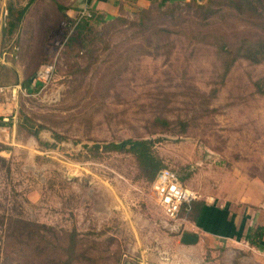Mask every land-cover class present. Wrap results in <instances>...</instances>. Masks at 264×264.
Masks as SVG:
<instances>
[{
	"label": "rangeland",
	"instance_id": "1",
	"mask_svg": "<svg viewBox=\"0 0 264 264\" xmlns=\"http://www.w3.org/2000/svg\"><path fill=\"white\" fill-rule=\"evenodd\" d=\"M44 1L52 28L41 64L0 106V264H39L64 243L80 264H264V236L247 240L264 226V59L238 58L225 70L213 46L183 30L211 26L229 37L258 28L224 9L204 25L189 0H156L144 18L136 6L92 16L83 43L66 42L78 29L56 3L72 0L31 2ZM177 3L174 16L162 13ZM5 6L0 0V28ZM161 27L165 45L156 47ZM47 63L50 77L35 79ZM127 137L151 138L163 166L196 191L177 220L162 212L134 154L115 146ZM202 202L237 214L239 228L184 244ZM22 229L32 237L23 256L14 246Z\"/></svg>",
	"mask_w": 264,
	"mask_h": 264
},
{
	"label": "trees",
	"instance_id": "2",
	"mask_svg": "<svg viewBox=\"0 0 264 264\" xmlns=\"http://www.w3.org/2000/svg\"><path fill=\"white\" fill-rule=\"evenodd\" d=\"M23 1L26 2L23 3ZM31 1L32 0H6V13L0 28L1 48H5L7 45H10L9 43L14 40L15 35L20 28L22 18L24 17ZM183 4L186 5V9L191 10L192 15L202 16L207 19V22H205L204 25L211 22L208 20L210 17H214L218 11L220 12L224 9L226 10L227 15L231 14L240 21L247 23L249 26L258 28L256 30L254 29L255 31H235L229 37L224 32L211 26H206L204 28L194 27L186 30L183 29L186 37L189 39L213 46L216 52L221 56L222 62L225 63V70H228L238 58H246L252 62H259L264 59V0H206L204 2L199 0H189ZM56 5L61 11L65 8V6L61 3L57 2ZM158 5L160 6V4ZM179 6L180 3L171 5L168 10L162 11V13L174 16V12L179 8ZM149 10V7H143L140 11L141 18L147 16V12ZM62 16L67 21L69 20L68 16L64 13ZM92 16H94L97 21L104 18L103 16L95 14ZM92 16L81 18L75 25V29H78L77 35L67 36L66 42L73 39H80V42L83 43L86 39L84 36L86 35L85 30H87L88 21L92 18ZM161 34H163L162 27L158 28L154 32V37L157 41L156 47L165 45L164 37L161 36ZM15 73L16 72L12 67L0 64V75H2V77H4L5 74L10 76V80H8V82L14 83L16 80ZM3 122L4 121L0 118V123ZM115 146L121 150H126L134 154L142 172H144L148 178L152 179L156 171L164 167L161 159L153 151V141L151 138L127 137L120 140V142L115 143ZM203 205V202L198 205V212L194 216L195 219H197V216L202 211L204 207ZM30 234V229H22L16 237L17 240L14 241V246L16 245L15 247H19L21 250V256L27 252L25 245H29L28 239L32 238L30 237ZM6 235L7 237L10 236V240L14 236L12 232ZM263 236L264 226L262 224H258L248 233L247 240L254 245H258L263 240ZM6 241L8 244L9 237ZM43 247L46 246L44 245ZM59 247L60 245H57L54 249H50L51 251L47 252L50 257L40 261L39 264H80L75 262L72 258L73 244L64 243V247H60L64 249V252H61L60 254L57 252V248Z\"/></svg>",
	"mask_w": 264,
	"mask_h": 264
},
{
	"label": "crops",
	"instance_id": "3",
	"mask_svg": "<svg viewBox=\"0 0 264 264\" xmlns=\"http://www.w3.org/2000/svg\"><path fill=\"white\" fill-rule=\"evenodd\" d=\"M153 1L156 0H72V2L63 4L65 8L61 13H64L68 16V19L71 20L76 16L78 10L82 6H87L92 11V15L105 16V18H107L108 15L112 17L121 12L122 9L125 10L133 6L138 8L148 7ZM25 2L26 1H23V3ZM43 3L46 5V8H37L34 2L29 4L14 40L9 43L11 45L13 42L12 48L7 49L0 47V56L3 58V60L0 59V64L3 66H10L15 70L16 80L14 83H20L23 80L24 72H26L27 69L30 70L40 65V58L43 56L42 53L46 52V45L44 46L43 44L44 36H46V31L52 28V24L47 19L49 16L48 4L46 1ZM31 10L38 11V14L35 18H31L30 21L28 19V14ZM55 29L58 30V27ZM14 49H18L20 56V58L15 61L12 57V50L14 51ZM22 55L26 56L25 60L22 59ZM28 64H33L34 66H28ZM2 78V75H0V80H2ZM14 83L10 82V84ZM2 104L4 103H1L0 106H2ZM1 108L2 107H0V109ZM222 207L221 204H207L203 207L197 219H189V228L183 230L180 236L183 239V243L194 244L199 242L202 234L229 237L231 229L239 228L240 222L238 215L230 213L228 210L224 212Z\"/></svg>",
	"mask_w": 264,
	"mask_h": 264
},
{
	"label": "built area",
	"instance_id": "4",
	"mask_svg": "<svg viewBox=\"0 0 264 264\" xmlns=\"http://www.w3.org/2000/svg\"><path fill=\"white\" fill-rule=\"evenodd\" d=\"M91 16L92 11L87 6H82L76 16L67 22L73 28L81 18ZM59 26H63V24ZM0 59L3 60L2 56H0ZM52 69L53 65L51 63L45 64L38 71L35 79L37 78L46 82L50 77ZM20 90V83L0 84V104L10 99H15ZM2 119H6V117L2 116ZM150 187L157 204L164 215L170 220L180 218L181 214L191 207V203L196 198V191L185 185L174 170L166 167H162L156 171L150 181Z\"/></svg>",
	"mask_w": 264,
	"mask_h": 264
},
{
	"label": "water",
	"instance_id": "5",
	"mask_svg": "<svg viewBox=\"0 0 264 264\" xmlns=\"http://www.w3.org/2000/svg\"><path fill=\"white\" fill-rule=\"evenodd\" d=\"M107 17H110V15H108Z\"/></svg>",
	"mask_w": 264,
	"mask_h": 264
}]
</instances>
